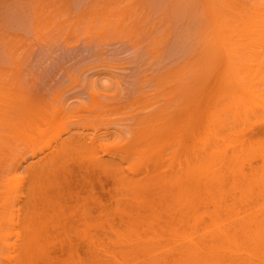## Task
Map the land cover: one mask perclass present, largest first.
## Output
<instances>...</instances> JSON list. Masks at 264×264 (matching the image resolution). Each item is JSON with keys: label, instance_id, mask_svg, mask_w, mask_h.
<instances>
[{"label": "bare ground", "instance_id": "6f19581e", "mask_svg": "<svg viewBox=\"0 0 264 264\" xmlns=\"http://www.w3.org/2000/svg\"><path fill=\"white\" fill-rule=\"evenodd\" d=\"M252 69L264 0H0V264H264Z\"/></svg>", "mask_w": 264, "mask_h": 264}, {"label": "rangeland", "instance_id": "374dc122", "mask_svg": "<svg viewBox=\"0 0 264 264\" xmlns=\"http://www.w3.org/2000/svg\"><path fill=\"white\" fill-rule=\"evenodd\" d=\"M255 71H256L255 69H252V71H251L252 74H255ZM229 73H231V71L224 68V67L219 69V71H217V74L215 77V84L218 83L224 75H227ZM256 73H257L256 75L259 76V78H257V80H258L257 83L259 82L260 79L264 82V70L258 69V71H256ZM262 81H260V82H262ZM260 82H259V85H260ZM257 83L255 82V86H258V87H256V89L258 88L257 90L258 91L260 90V93H261V91L264 92V84L261 83V85L259 86V85H257ZM221 85H223V84H221ZM221 85H219V86H221ZM216 88H218V87H216ZM218 90H222V89L218 88ZM258 94H259V92H258ZM258 94H257V96H258ZM262 94L259 96H262ZM225 98H230V97H220L219 95L218 96H210V95L206 94V113H209L210 111H212L214 109V107H216L219 103H221ZM260 100H261V102H264V97H260ZM259 108H260V110H259ZM256 110L258 112L255 113L253 111L251 114V115H253V113H255L254 116H249V121H248L249 123H246V124L245 123H237L236 125L232 126L229 129L230 131L228 130L227 133L225 134V137L223 138L224 141H222V146L224 143L223 147H224V150L226 149L225 153L227 154V156H230L233 153V147L229 146L230 142H235V145H236V143H238L240 140L248 138L247 136L254 137L255 134H257V136H255V138H253V139L260 138L264 141V130H263V132H261V131L258 132L259 130L258 131L256 130L257 127H259V126L264 127V108L257 107ZM253 129L255 130V132L252 131ZM258 129H260V127ZM244 134H245V136H244ZM262 150H264V145L262 147ZM244 153H246V152L244 151ZM249 153L250 154H246V156H251L252 159H255V160H252V162L256 163L255 165L258 166L257 167L258 171L255 172L256 173V175H254L255 177L253 176V178H255L257 181H254L255 179L250 178L251 177V175H250L251 169L250 168H251L252 164H254V163L250 164L249 161H247L249 159V157H247L248 158L247 159L245 154H243L244 160H243V158L239 159V160L236 159V161L231 164L230 169H227V167H226L227 163L225 162L224 183L221 186L220 191L219 192L217 191V193H216V194H218V193L223 194L224 193L223 196L226 200L225 204L234 205L232 207H236V209L249 208L250 205L248 203H251V201H253V200L255 201L257 199H260V202H261V200L263 199V201H264V164H263V157H262V154H260V153H254L253 154L251 151ZM239 155H240V152H239ZM254 155H256V156L253 157ZM249 160H251V158ZM244 161H246V162H244ZM259 172H260V174H259ZM244 173L246 174V176ZM231 176H232V178H231ZM230 182H231V184H230ZM247 184L249 186L251 184V187L246 186ZM257 187H258V189H257ZM238 188H239V190H238ZM226 189H228V190H226ZM236 189H237V191H236ZM252 190L257 191V194L255 191H254L255 194L252 193L253 192ZM258 194L260 195V197L256 196ZM104 197H106V196H104ZM261 203H264V202H261ZM209 206L212 208L213 207L212 203L209 204Z\"/></svg>", "mask_w": 264, "mask_h": 264}]
</instances>
